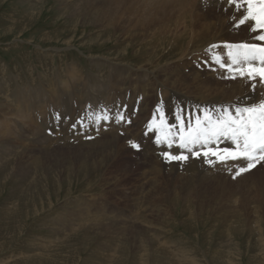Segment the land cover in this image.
Returning <instances> with one entry per match:
<instances>
[{"label":"rangeland","instance_id":"obj_1","mask_svg":"<svg viewBox=\"0 0 264 264\" xmlns=\"http://www.w3.org/2000/svg\"><path fill=\"white\" fill-rule=\"evenodd\" d=\"M119 1L0 0V264H264V162L235 178L236 167H213L204 161H184L186 169L159 160L162 166L151 172L148 160L157 163V158H148L145 148L148 142L158 144V131L148 130L154 116L159 121L158 110L177 127L178 116L191 118L183 110L169 111L166 91L158 90L144 112L145 99L134 97L132 89L128 97L119 89L101 92L80 105L91 109L89 114L79 112L80 106L75 110L99 131L117 127L135 132L131 142L124 132L118 141L103 132L101 140L24 142L38 114L51 115L48 126L64 125L62 115H56L59 103L46 99L45 106L38 105L40 89L54 96L71 95L79 78L75 86L82 100L89 77L102 76L116 64L137 70L135 64L147 60L159 68L170 56L172 62L186 60L183 67L172 62L168 66L173 74L169 81L179 86V91L173 89L187 99L199 93L209 99L217 93L215 87L229 94L234 79L225 71L220 81L214 80L221 70L211 66L223 62L218 54L230 61L228 46L234 41L262 42L256 37L263 30H240V14L229 12L223 19L211 15L206 6L210 0H198L196 13L180 12L170 25L152 21L157 15L140 18L146 11H132L130 4L154 8L167 0H127L125 9L119 8ZM219 20L227 21L225 30L215 29L221 35L216 40H223L205 44L201 37ZM199 46L203 53L196 51ZM180 69L185 79L179 78ZM132 77V84L139 81ZM177 77L190 87L175 83ZM246 81L254 89L259 78ZM106 96L103 111L94 110L98 98L105 101ZM113 104L120 113L117 119L110 117ZM89 130L78 126L80 135ZM159 145L173 155L172 148ZM180 251L189 259H181Z\"/></svg>","mask_w":264,"mask_h":264},{"label":"bare ground","instance_id":"obj_2","mask_svg":"<svg viewBox=\"0 0 264 264\" xmlns=\"http://www.w3.org/2000/svg\"><path fill=\"white\" fill-rule=\"evenodd\" d=\"M126 1L127 0H120L119 1L120 4H117V5L119 6L120 9H125L124 4H127L129 6L130 1H127V2ZM196 1L193 2L192 0H170V1L167 0V1H164V3L155 4V7L154 8H151L149 6L144 5V9H143V7L141 5L135 7V5H133L132 3H130V4L132 6V11H136V10H138V8L142 9L143 12L146 11V17H140V18H144V19L146 18L147 19L149 17H154L155 15H157V17L155 19H153L152 21H154L155 23H158V24H168V25H170V24H172V21L174 20V16H176L180 12L186 11L187 13H189V15L190 14L193 15L194 13H196L195 11L200 6V2H198V0H196ZM192 3H194V4H192ZM206 3H207L206 6H208V8L210 9L209 11H211L210 12L211 15L218 14L217 19L223 17L224 14H228L229 12H232L233 15L235 13L240 14L239 17L237 18V21L239 22V20L242 18L243 14H244L243 10L238 11L236 9V7L233 4H231L230 0H210V1L206 2ZM114 5H112L111 7L113 8ZM159 8H160V10H158ZM158 12L162 13V14L159 13L160 18L158 16ZM114 13L116 14V12H113V14ZM108 14H111V12L109 11ZM210 14H206V17L208 18L207 15H210ZM113 17L114 16H112V18ZM204 19H205V15H204ZM221 19H223V18H221ZM226 23H227V21H225V20H223V22H222V20H219L218 21L219 26H218L217 22L214 23L213 26H210L207 29V31H209V32H205V34H203L204 36L201 37V39L204 40V43L205 44L206 43H210V45H211V44H215V42H217V41L220 42L221 40H223V39L216 40V39L221 38L220 37L221 35L218 37L217 36L218 35L217 33H219V32H216L215 29H218L219 28L221 30H225L226 29V26H227ZM149 24H147V25H149ZM151 24H152V22H151ZM207 24H209V23H207ZM246 24H248V25H240L241 26L240 27V30L243 31L246 28H248V30H251L252 29V26H251L252 23L251 22L250 23H246ZM237 26H239V24ZM245 32L246 33H249V32H247V29L245 30ZM251 32H252V30H251ZM220 33L223 34V31L220 32ZM261 34H262V32H260L258 35H261ZM127 35H128V32H127ZM125 38H127V37H125ZM240 41L241 40L234 41V42L236 43V42H240ZM255 42L254 43H248L247 42V43L248 44H257V45L264 46V43L261 44V43H258V42L255 43ZM201 47L202 46H199L196 49V51H200L201 52ZM140 49L141 48H139L136 51L137 54H139ZM203 49H205V48H203ZM158 51L159 50H155L154 52H158ZM201 53H203V52H201ZM205 53H207V52H205ZM177 54H180V53H177ZM184 54H183V56H184ZM194 54H195V52H194ZM192 57H187V58L190 59ZM173 60H175V59L173 57H170V56H168L167 58H165L164 64L166 65V69H164V64H163V66H162V64L159 66L160 69L159 68L152 67V63L150 64L149 60H147V63L146 64L137 62L135 64V66L137 68H139L137 70H135V69H132L131 70V69L124 68V67L122 68L120 66H117V64H116V67L112 66L111 67L112 69L106 70L108 72H105L104 71L102 73V76L100 74L98 76V74L95 73L96 76L89 77L88 81L85 83V89H83L84 91L82 90L81 93H80L82 95V97H81L82 100L79 99V97H78L79 93L77 92V90H76L77 87L75 86V83L79 81V78H75V80H74V83H73L74 93L71 94V95L70 94H65L66 93L65 92V93H63L61 95L55 94V96H54V95H51L50 93L47 94L45 92V89H40L39 90V94L40 95H38V99H39L38 105L39 106H42L40 104L41 103L43 104V102L46 99H51V100H54L57 103H59V108H60L61 112H57L56 115H59V114L62 115L61 116V120H62L61 123H63L64 125H57V124H55L53 126H51V125L48 126V124H50V123L47 122V119L48 118L50 119L51 118V115L49 116L47 113H46V116H43L41 114H38L36 116V118H35L36 119L35 122H33L34 123L33 124V129L30 132V134H27V136L24 138V142L26 143V145H28V144L32 145L34 143L33 140L35 139L36 144H39L40 143V144H49V145H51L53 143L60 142V141H63V143H65V142H78L80 140H85V139H87L89 141H93V139H95V140H98V139L101 140L100 137H99V135L100 134H103V132H105L106 134L107 133L108 134H111L112 135V138L111 137L110 138L112 140H115V141H118L121 132H124V133L127 134L126 139L127 140H130V142H131V140L135 139L136 136H137V134H135V132H129V130L128 131H124V129L117 128V127H115V128L113 127V128H110V129H107L106 128L104 131H99L96 128H92L91 125H90V123L88 121H86L87 120V116H85V115L83 116L81 114L76 115V114H78L77 113L78 106H80V105L84 106V103L85 102H88L89 100H92V99L98 97V95L101 92H105V90L110 93V91H112V89H116V90L119 89L120 92H121V94H123L124 96H127V97L129 96V90H131V89L134 90V92H135L134 97L136 95H138V96H141V97H143L145 99V104H144L143 110L141 111V112H144V111L148 110V108L150 107L149 106L150 102L151 101H154L153 100V97L155 99V96H156V93L158 92V90L162 89L163 92L166 91L165 93L167 95L166 96L167 98L165 99L166 100L165 101V104H168V107L167 108H169V111H172V113L174 111V114L176 112L179 113L182 110L185 113L189 112L193 124L195 123V120H193V119H195L196 116H200L201 118H203V115L204 114H199L200 112H198V111H201V112L203 110H204V112L207 111L211 116H213V118H215L216 116L222 114L225 109H228L229 111H232L233 112V115H235L234 109L237 108V107H249V106H253V105L259 104L261 102H264V81H261V79L259 78V82L256 83L255 88L253 89L252 87H248L247 86L246 79H249L248 77H240L238 79H235V78L234 79H230V81H231L230 82L231 92L229 93L230 95L228 94V89L225 90L223 88V89L220 90L219 87H215L214 90L217 91V93L214 92L215 94L212 95L213 98H209V99L208 98H205V96L203 94H201V93H199V97L195 96L194 97L195 99H189V98L187 99V98H184V96L180 95V93L176 91V90L179 89V86H177L175 84H172L173 82L172 81H169L172 78V75L173 74L170 73V71H168V66L170 68V63ZM177 60L178 61L172 62L171 65L174 66V67H180V66L183 67L182 66V63H184L186 60L185 59L182 60V58H179ZM215 64L216 65H212L211 67H214L218 71H220V70L221 71L220 72H217L220 75H213V76H216L215 78L214 77L213 78H214V80H219V79H221V77L224 76L223 72H225V70L223 69V67L221 68L219 65H217L216 62H215ZM206 65L208 67H210V65L208 63ZM97 66H98V64H97ZM70 69H72V68H70ZM74 69H76V68H74ZM49 70H47V71H49ZM182 70H183V72H182ZM45 72H43V73H45ZM50 75H51V73H50ZM53 75H55V74H53ZM178 75H179V78L186 77L184 69H180ZM188 75H190V74H188ZM221 75H223V76H221ZM41 76H42V74H41ZM87 76H88V74H87ZM131 76H134V77H132V80L139 79V81H136V82H134L132 84L130 82ZM57 77H59V75ZM72 77L74 79V76L73 75H72ZM52 78H54V77H52ZM63 79L66 80V78H63ZM52 80L54 82V79H52ZM82 80H83V78H82ZM224 80H226V79H224ZM67 81H69V80H67ZM92 81H98L97 82L98 85H92L91 86V82ZM144 83H146V84H144ZM165 83H168V84H165ZM175 83H180L182 87H187V88L190 87V84H187V83H185L183 81H178V77L175 78ZM221 83H224V82H221ZM46 84H48V82ZM50 87L53 88L54 86H52V84H51ZM57 88H58V86H57ZM173 88L176 89V90H174ZM53 90H55V88ZM212 91H213V89H212ZM210 95H211V93H210ZM20 96H21V94H20ZM200 96H203L204 98H201ZM29 97H31V95ZM76 98H78V100H79V101H77V105L73 104V102L76 100ZM108 98H109V96H106L105 101H100V99L98 98V101L96 102V107L94 108V110L97 109L101 113L103 111V109H104V106L105 107L107 106L106 99H108ZM43 105L45 106V104H43ZM82 106H80L79 112L85 113V114L91 113V109H89V110L86 111V110H83V107ZM42 108H44V107H42ZM116 108H117V106H114V104L111 107V109H113V110H111L112 112L110 113V117L112 119H117L119 117V115H120V113L118 112V110ZM75 110H77V111H75ZM195 110H197V111H195ZM54 111H55V108H54ZM39 115H41V117ZM55 117H57V116H55ZM80 117H82V119L84 121V122H82V123H84L83 125H87L89 127V129H91V131L90 130L89 131H86V133L84 135H80L79 132H78V126L80 124H77V123L80 120ZM124 117H125V115H124ZM188 120L189 119H186L184 121L186 128H187V125H188ZM69 125H71V129L69 128L70 127ZM26 128H28V126H26ZM46 129L50 130V132L52 134L49 135L48 132H47L48 130H46ZM58 130H60V131H58ZM109 140L110 139H108V141ZM211 147L216 148L217 145H212ZM218 147L220 149H223L225 147H233V145H231V142L225 141V142L220 143L218 145ZM145 149H147V156H148V158H151L152 159V156L151 155H153V156H155L157 158V161H156L157 163H154L153 161H151V160L149 161L148 160L149 165H151L150 168H152V170H151L152 173H153V170L154 169L162 166L160 163H158L159 160L162 161V162H164V163L165 162L166 163L176 162V163H179L180 168L181 167H184L186 169L189 168V167H186L185 165H183V162L184 161H169V160H166L164 158V156L162 155V153H166L167 152V149H165V147L162 146V145L154 144L153 142H148ZM172 149L174 150L173 155H179L182 152L184 154L188 155L189 156V159L187 160V162L190 161L192 163H196L198 161L199 162H203L204 161L206 164H208L206 162L207 158H205L203 156L198 157V158L197 157H194L191 153H187L186 150L180 149L178 147V144L173 145ZM213 159H214V157H213ZM241 163H242L241 161H235V162L228 161L226 164L217 163L215 165V167H220V168L237 167ZM27 165H28V163H27ZM240 166H244V164L243 165H240ZM169 167H171V166H169ZM171 168H173V167H171ZM151 179H154V178H151ZM145 224H149V221L148 220H145ZM178 253L181 256L180 257L181 259H183V258L189 259L188 258L189 254L187 256V254L185 253V251H184V254L181 251L178 252ZM144 263L145 262L143 260V264Z\"/></svg>","mask_w":264,"mask_h":264},{"label":"snow or ice","instance_id":"obj_3","mask_svg":"<svg viewBox=\"0 0 264 264\" xmlns=\"http://www.w3.org/2000/svg\"><path fill=\"white\" fill-rule=\"evenodd\" d=\"M238 11L244 14L239 25L252 23V31L264 30V0H230ZM264 42V34L256 37ZM228 71L240 77L264 81V46L257 44L229 45ZM219 60L220 58L217 57ZM221 66L225 65L221 63ZM232 111L225 109L222 114L213 118L207 111L203 118L196 116L195 123L189 117L187 128L184 119L177 117L179 125H169L162 111L158 110L159 121L154 116L148 126L149 131H158L156 143L165 144L169 149L178 143L180 149L186 150L194 157H205L210 166L228 161H241L244 166H237L234 177L256 168L264 162V102L249 106L237 107ZM123 117H121L122 119ZM104 119H107L105 116ZM229 141L233 147L220 149L218 145ZM217 145L216 148L211 147ZM139 147V145H133ZM169 161H187L189 156L183 152L179 155L162 153ZM214 157V159H213Z\"/></svg>","mask_w":264,"mask_h":264}]
</instances>
